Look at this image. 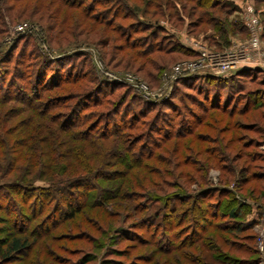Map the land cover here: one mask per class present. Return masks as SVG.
<instances>
[{"label":"trees","instance_id":"obj_1","mask_svg":"<svg viewBox=\"0 0 264 264\" xmlns=\"http://www.w3.org/2000/svg\"><path fill=\"white\" fill-rule=\"evenodd\" d=\"M237 7V0H0V223L10 226L5 233L0 224V264H258L264 73L185 75L152 104L128 87L118 92L124 86L95 74L79 47L65 50L113 39L117 50L133 51L122 55L130 64L151 53L168 62L174 53L191 57L196 52L159 21L188 18L190 31L212 30L223 48L234 35L247 38L243 22L229 20ZM255 9L264 39V7ZM6 21L31 27L6 43ZM120 113L125 120L110 122ZM237 115L248 117L233 121ZM210 168L219 170L216 184Z\"/></svg>","mask_w":264,"mask_h":264},{"label":"rangeland","instance_id":"obj_2","mask_svg":"<svg viewBox=\"0 0 264 264\" xmlns=\"http://www.w3.org/2000/svg\"><path fill=\"white\" fill-rule=\"evenodd\" d=\"M32 1H35V0H32ZM237 3H238L239 8L237 7V10H235L230 15L229 20L238 19L242 21V15H243L242 11H243L244 6H246L248 3L253 5L252 2L245 3L239 0H237ZM253 6L254 8L256 6L258 9H262L264 7V4L263 5L256 4ZM28 13H32V12L28 11ZM38 17L39 15L34 14L30 18L38 19ZM259 18L261 17L259 16ZM187 21H188V18H185L182 23L174 24V23H168L164 20L163 21L160 20L158 24L165 28V31L167 32V34H169L170 37L172 38L171 40L178 41L182 45L187 46L188 48L196 52L195 56H191V57L185 56V55L180 57V55H175L174 53L173 55L171 54L170 57H174L175 60L168 62L169 57H165L166 55H163L161 53H151L147 56H142V57L135 54L136 56L133 57L135 59L134 61H131L132 63L130 64V60L124 59L125 57H122V55H126V52H128V54H131L133 53V51L125 49L126 52L124 53L122 51L117 50L115 46H118L120 43H117V41L113 39L110 40V42H108L106 45L105 43H103L106 39L101 40L100 46L92 45L90 44V42L75 43L71 45L70 47L66 48L65 50H69V48H74L75 46L79 47L80 48L79 50H82L83 52L89 55V58H90L89 61L93 67V72L95 74L99 75L103 79H106L108 82L112 83L115 86H118V85L124 86V87H117L118 92L119 91L122 92L126 89L125 87H128L126 90L129 89L130 92L133 95H136L140 101H145V102H149L152 104H156L158 102L167 100L171 96L173 90H176L175 89L176 87L174 88V86L176 82L179 80V78L182 76L188 75V72H183V73H186L183 75H181V72H179L180 74L176 73L175 67L179 65L180 68L182 69V68H187L190 63H193V62L196 63L199 60V56L201 55L199 53L200 51H198L200 48L202 49L204 48L205 50H208V51L221 52L227 49L233 43L234 44L241 43L246 40V36L244 35H234L231 38L229 37L230 38L229 44L221 48L220 46L216 45V41L213 38L214 33L212 32V30L211 31L201 30L205 28V27H202L192 32L187 28V25H186ZM19 26H23L24 30L19 29ZM29 27H31L29 21H20V23H15V24H11L8 21H6L5 28L9 30L8 31L9 37L8 38L5 37L6 43H10L14 38H16V36L23 34V32H25L27 28ZM33 29L34 28L32 27L31 30ZM1 37H4V35L0 33V38ZM8 45L9 44L5 46H8ZM41 48H42V51L45 52V48L43 46ZM160 57L167 59V62L165 61V63H161L160 61H158ZM158 67L160 68L158 69ZM77 72H78V69H77ZM197 73L224 75L222 73L214 74L212 73V71H210L208 67H199V68L194 67L193 74H197ZM108 88H105V89H108ZM56 91H57V94L58 93L64 94L61 91H58V90ZM129 97L130 95L128 93V95L126 96V101L122 105V107L128 108L129 103L127 102V100L129 99ZM114 98L115 97H112V99ZM10 105L13 106L14 104L10 103ZM104 107L106 108L107 106H105L104 104ZM91 110L101 111V110H104V108L96 107V108H92ZM120 111L122 112V109ZM125 116H127L126 113H124V115L122 113H120V115L117 114L113 116V118L110 119V122L118 123L121 120H125V119H122V117L125 118ZM245 117L246 116L242 117V116L237 115V116H233L232 120L233 121L244 120ZM14 122L15 121H12L10 124L12 125L17 124V122L15 123ZM260 124L262 127H264V120L260 121ZM237 132H239L240 134H247V135L249 134L252 137L258 136L254 132L248 133L242 130L237 131ZM207 144L213 145L212 143H207ZM260 148L264 149V142L261 143V146L259 147V149ZM201 158L203 159V157L199 156L200 160ZM217 174H219V170L216 168H210V170L208 171V177L212 180L214 184L217 183L216 182ZM214 177L215 179H213ZM13 216L14 218L12 221H18L19 223L23 222V219L16 217L14 214ZM5 217L6 215L0 212V218L2 221H3V218ZM82 219L83 218H80L79 220H82ZM82 223L84 226H87L88 228L87 231L91 232L92 234L96 236L98 235V233H96L90 227H88L89 225L85 224L84 221H82ZM1 225H5L3 226L4 227L3 231L5 233H8L9 232L8 229L10 228L9 222L5 221L4 224H1ZM81 232L86 233L84 230ZM82 237H85V236H82ZM64 243L65 241L60 242V244H64ZM71 244L74 245V243H71ZM125 244L126 243L122 244L120 247L124 246ZM149 249L151 248L146 247V249H139V252L142 250H149ZM135 252H138V251H135ZM135 252L133 253L135 254ZM235 255L241 256L243 255V253L242 254L235 253ZM92 264H97V262L92 263Z\"/></svg>","mask_w":264,"mask_h":264},{"label":"built area","instance_id":"obj_3","mask_svg":"<svg viewBox=\"0 0 264 264\" xmlns=\"http://www.w3.org/2000/svg\"><path fill=\"white\" fill-rule=\"evenodd\" d=\"M242 22L247 31L244 42L231 44L221 52L208 51L200 48L199 60L190 63L187 68L175 67L176 73L181 75L194 73V67H208L214 74H226L241 68H252L264 73V39H262V25L258 11L248 3L243 8ZM23 30V26H19ZM180 74V73H179ZM215 179V177L213 178ZM256 248L259 255L258 264H264V204L261 208L259 223L256 225Z\"/></svg>","mask_w":264,"mask_h":264},{"label":"crops","instance_id":"obj_4","mask_svg":"<svg viewBox=\"0 0 264 264\" xmlns=\"http://www.w3.org/2000/svg\"><path fill=\"white\" fill-rule=\"evenodd\" d=\"M255 230H256V228H255Z\"/></svg>","mask_w":264,"mask_h":264}]
</instances>
